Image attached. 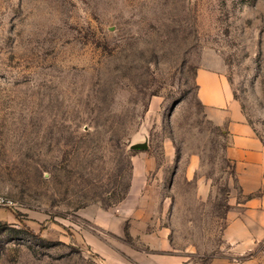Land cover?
Listing matches in <instances>:
<instances>
[{
  "label": "rangeland",
  "instance_id": "obj_1",
  "mask_svg": "<svg viewBox=\"0 0 264 264\" xmlns=\"http://www.w3.org/2000/svg\"><path fill=\"white\" fill-rule=\"evenodd\" d=\"M199 68L264 145V0H0V264H264Z\"/></svg>",
  "mask_w": 264,
  "mask_h": 264
},
{
  "label": "crops",
  "instance_id": "obj_2",
  "mask_svg": "<svg viewBox=\"0 0 264 264\" xmlns=\"http://www.w3.org/2000/svg\"><path fill=\"white\" fill-rule=\"evenodd\" d=\"M196 80L199 98L207 108L208 117L214 124L223 127L230 138L227 153L236 163L244 191L246 193L263 191L262 194L248 200L244 217L230 223L226 230V239L232 243L248 240L251 236L254 239V233L251 231L260 228V217L264 215V145L246 120L240 103L234 97L223 75L199 68ZM128 201L129 196L119 206H125ZM187 258L186 254H177L162 261L163 264H185ZM207 264L234 262L230 257L221 256L210 259Z\"/></svg>",
  "mask_w": 264,
  "mask_h": 264
},
{
  "label": "water",
  "instance_id": "obj_3",
  "mask_svg": "<svg viewBox=\"0 0 264 264\" xmlns=\"http://www.w3.org/2000/svg\"><path fill=\"white\" fill-rule=\"evenodd\" d=\"M131 147L136 150H145L149 147V145H148V142L145 141L141 143H134Z\"/></svg>",
  "mask_w": 264,
  "mask_h": 264
},
{
  "label": "built area",
  "instance_id": "obj_4",
  "mask_svg": "<svg viewBox=\"0 0 264 264\" xmlns=\"http://www.w3.org/2000/svg\"><path fill=\"white\" fill-rule=\"evenodd\" d=\"M7 204H8V201L4 197L0 196V206H4Z\"/></svg>",
  "mask_w": 264,
  "mask_h": 264
}]
</instances>
